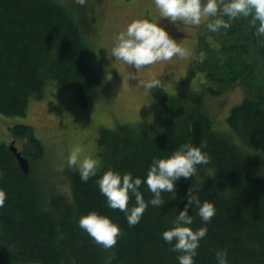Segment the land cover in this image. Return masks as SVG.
Listing matches in <instances>:
<instances>
[{
  "label": "trees",
  "instance_id": "1",
  "mask_svg": "<svg viewBox=\"0 0 264 264\" xmlns=\"http://www.w3.org/2000/svg\"><path fill=\"white\" fill-rule=\"evenodd\" d=\"M96 18L93 9L77 18L54 0H0V114L25 115L31 100L43 97L46 81L70 90L81 106L93 101L100 82L89 65L84 35L96 28L91 26ZM254 32L244 18L220 33L203 25L186 71L188 77L203 76L201 89L183 96L154 89L163 108L156 126L101 128L95 144L97 175L83 182L79 171H65L67 192L60 186L43 192L37 173L33 176V166L46 154L43 143L28 125L10 127L11 136L22 141L18 150L29 172L19 169L0 141V190L6 194L0 207V264H106L113 254L111 264H179V253L162 234L184 208L190 186L202 203L216 209L207 224L194 207L189 209L193 230L207 228L195 264H216L218 249L227 250V264H264V37ZM236 86L243 97L229 109L222 133L204 98ZM184 144L200 147L210 162L198 165L192 179L176 181L175 193H162L164 205L149 204L134 227L123 212L107 206L97 183L105 171L143 181L154 157L165 158ZM140 192L146 202L152 198L146 184ZM134 205L133 196L129 207ZM91 211L120 227L115 248L97 246L79 227V218Z\"/></svg>",
  "mask_w": 264,
  "mask_h": 264
},
{
  "label": "rangeland",
  "instance_id": "2",
  "mask_svg": "<svg viewBox=\"0 0 264 264\" xmlns=\"http://www.w3.org/2000/svg\"><path fill=\"white\" fill-rule=\"evenodd\" d=\"M54 1L67 6L77 18L79 15L86 18L89 11L94 10L97 18L91 26L95 23L96 28L89 34L86 33L84 40L90 50L89 65L97 72L100 86L95 99L81 106L70 90L60 89L52 81H46L43 97L31 100L25 115L0 114L1 142L8 145L14 140L20 149L22 141L11 136L10 127L24 124L30 126L34 135L43 143L46 154L42 163L33 166V176L36 178L37 173L45 193L56 190L58 186L67 192L64 172L78 171L67 165V158L73 147L78 145L82 149V156L90 155L97 159L95 144L101 128L113 129L120 124L138 128L142 123L155 126L161 123L163 108L155 100L153 90L144 86L152 76L162 85L155 90L167 96L198 92L204 83L201 74L188 77L186 73L189 57L195 52L197 40L203 34V25H181L177 29L160 17L154 0H89L92 3H86L85 6L75 4L74 0ZM137 19H147L163 25L169 35L187 49L190 55L185 59L174 57L169 62H159L138 72L112 58L110 51L116 37ZM130 73L135 74L134 79ZM242 97V89L236 86L219 96L204 98L217 130L226 132L223 121L229 109ZM51 106L60 107L61 111H54ZM262 173L264 175V171Z\"/></svg>",
  "mask_w": 264,
  "mask_h": 264
},
{
  "label": "clouds",
  "instance_id": "3",
  "mask_svg": "<svg viewBox=\"0 0 264 264\" xmlns=\"http://www.w3.org/2000/svg\"><path fill=\"white\" fill-rule=\"evenodd\" d=\"M79 6H85L87 0H74ZM160 17L175 25L200 27L220 33L228 30L232 22L241 18L247 19L255 30L254 34L264 37V0H154ZM110 55L137 72L145 67L159 62H169L174 57L187 58L190 53L169 35L166 28L147 19H137L129 23L124 31L116 37ZM135 78L134 73H130ZM149 90L162 87L155 76L145 82ZM210 157L202 152L200 147L192 144L181 145L171 155L165 158L154 157L146 178H133L131 174L121 175L111 169L99 177L97 183L100 193L106 197L107 206L112 210H119L126 216L129 226H136L142 218L149 204L160 208L165 204L162 193H175L176 181L192 179L197 166L208 164ZM67 165L78 170L83 182L95 177L100 168V161L90 155L82 156L80 146L73 147L67 158ZM146 184L152 198L146 202L140 192L141 185ZM134 196L135 205L129 207V201ZM6 194L0 190V207L4 206ZM196 209V214L205 223H210L216 214L214 204L201 202L190 186L186 192L184 208L178 212L173 220V226L165 230L162 238L172 245V251L179 253V264H195L194 257L201 239L206 237L207 228L199 227L193 230L194 222L189 209ZM79 227L84 230L93 242L110 250L116 247L121 229L104 215L91 211L82 215L78 220ZM216 264H227V250L218 249L215 253ZM114 254L109 256L106 264H111Z\"/></svg>",
  "mask_w": 264,
  "mask_h": 264
},
{
  "label": "water",
  "instance_id": "4",
  "mask_svg": "<svg viewBox=\"0 0 264 264\" xmlns=\"http://www.w3.org/2000/svg\"><path fill=\"white\" fill-rule=\"evenodd\" d=\"M8 150L14 155L16 160L17 166L19 169L24 173L27 174L29 172V166L27 159L21 154V151L18 150L17 146L15 145V141L12 140L7 145Z\"/></svg>",
  "mask_w": 264,
  "mask_h": 264
}]
</instances>
